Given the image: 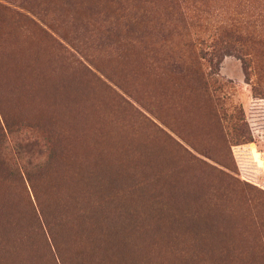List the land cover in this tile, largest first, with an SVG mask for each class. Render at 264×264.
<instances>
[{
	"label": "rangeland",
	"instance_id": "374dc122",
	"mask_svg": "<svg viewBox=\"0 0 264 264\" xmlns=\"http://www.w3.org/2000/svg\"><path fill=\"white\" fill-rule=\"evenodd\" d=\"M232 29L256 44L244 54L215 57L212 45ZM2 30L20 46L42 48L49 74L62 70L82 80V103L100 112L114 134L122 130L162 149L173 168L206 181L210 206L240 216L247 236L255 232L257 216L264 220V0H0V67ZM198 70L203 78L196 81ZM4 116L12 122L21 115L0 80V133L2 126L6 133L0 190L13 200L19 222L11 235L0 234V264H18L20 251L23 264H56L50 231L66 264H87L104 232L78 223L79 208L67 207V195L46 178L30 185L18 128L9 134ZM73 224L84 241H74ZM134 248L140 264L158 262L154 247L137 242Z\"/></svg>",
	"mask_w": 264,
	"mask_h": 264
},
{
	"label": "trees",
	"instance_id": "16d2710c",
	"mask_svg": "<svg viewBox=\"0 0 264 264\" xmlns=\"http://www.w3.org/2000/svg\"><path fill=\"white\" fill-rule=\"evenodd\" d=\"M26 44L20 46L2 30L3 95L21 115L12 122L5 116L2 120L9 134L13 126L18 128V153L30 185L46 178L53 190L67 195V207L79 208L78 223L87 220L89 232L96 225L97 231L104 232L97 237L87 264H140L134 248L137 242L154 247L156 264H264L261 216H257L255 232L247 236L240 216L207 203V183L202 177L173 168V158L149 142L129 139L122 130V135L114 134L100 112L82 103L84 82L71 72L49 74L43 49L33 42ZM252 44L256 43L251 36L232 29L212 45V51L215 57L222 52L244 54ZM195 75L196 81L203 78L202 72ZM198 122L194 125L201 131ZM5 134L2 126V143ZM0 193L4 198L3 203L0 197V234L8 236L19 222L10 206L13 200L7 191ZM39 225L45 228L41 220ZM72 230L74 241H84L78 224ZM47 235L56 264H66L55 250L51 231ZM14 251L18 255L20 249ZM73 252L83 255L78 246ZM126 252L129 257L123 256ZM20 255L21 251L18 264H23ZM7 256L14 257L9 252Z\"/></svg>",
	"mask_w": 264,
	"mask_h": 264
}]
</instances>
